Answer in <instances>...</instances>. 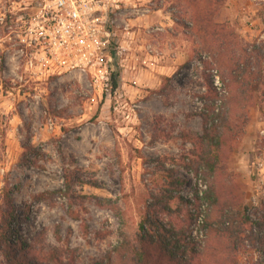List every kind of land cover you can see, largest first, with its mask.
Masks as SVG:
<instances>
[{
    "label": "rangeland",
    "instance_id": "374dc122",
    "mask_svg": "<svg viewBox=\"0 0 264 264\" xmlns=\"http://www.w3.org/2000/svg\"><path fill=\"white\" fill-rule=\"evenodd\" d=\"M54 2L0 0V224L8 189L31 258L133 264L119 247L134 243L148 210L166 203L173 213H158L161 223L204 248L199 220L211 204L196 198L211 183L222 200L259 205L264 0H215L225 40L208 43L194 23L202 3L95 0L91 14L110 34L104 56L113 57L117 89L111 80L106 88L85 74L50 70L43 27L59 11ZM237 64L250 86L234 83ZM211 107L229 117L214 173L198 162L201 147L182 139L204 136ZM149 255L153 264H172L157 249Z\"/></svg>",
    "mask_w": 264,
    "mask_h": 264
},
{
    "label": "trees",
    "instance_id": "16d2710c",
    "mask_svg": "<svg viewBox=\"0 0 264 264\" xmlns=\"http://www.w3.org/2000/svg\"><path fill=\"white\" fill-rule=\"evenodd\" d=\"M188 1L195 9H200L198 6L200 3L204 6L197 11L194 18L199 37L207 43L208 39L225 40V37L218 33L220 26L214 23L217 10L213 8L218 3L214 2L215 0ZM205 48L208 47L205 46ZM204 62L202 61V63ZM244 64L247 66L246 69L250 68L249 60L244 59ZM239 65L237 64L232 70L235 73L232 79H234V83L245 88L250 86L252 81L240 74ZM110 78L113 89H117L119 78L116 77L115 70H112ZM165 80L170 81L168 78ZM216 111L214 107H211L210 113L213 116L204 119L205 129L202 138L190 134H185L182 138L186 143L193 142L196 147H201L202 152L198 155L197 160L200 165H205L212 173L221 164V151L225 145L223 133L229 123L228 114ZM3 193L7 209L2 214L3 218L0 224V253L4 256V264H65L57 253L47 257L43 256L41 259L30 257V246L16 233L14 224L17 218L13 206L12 191L5 189ZM196 199L198 201L204 199L211 204L208 216L199 220L201 228L207 231L206 238L208 237V240L204 248L197 246L199 242L186 244L184 242L186 233L177 232V229L161 223L162 220L158 217V213L168 214V216L173 213L172 208L166 203L164 206L163 204L156 206L160 212L153 208L148 210L140 223L136 241L131 243L125 239L118 252H122L123 256L126 255L130 263L133 264H153L150 260L149 247L159 250L172 264H194V262L199 264H264V199L259 201V205L255 202L247 205L235 198L226 197L225 200H222L212 183L210 189L203 192L202 198L198 196ZM181 243H185L183 248L180 246ZM147 245L148 248H146ZM177 255L182 256L183 262H177ZM92 264L117 263L109 258Z\"/></svg>",
    "mask_w": 264,
    "mask_h": 264
},
{
    "label": "built area",
    "instance_id": "2783aa9c",
    "mask_svg": "<svg viewBox=\"0 0 264 264\" xmlns=\"http://www.w3.org/2000/svg\"><path fill=\"white\" fill-rule=\"evenodd\" d=\"M95 0H55L59 11L52 14L46 29L45 61L50 70L77 72L90 76L96 83L109 87L113 57L104 56L111 45L110 34L99 19L93 18L91 6ZM119 55L121 51L117 52ZM115 54V52H114Z\"/></svg>",
    "mask_w": 264,
    "mask_h": 264
}]
</instances>
